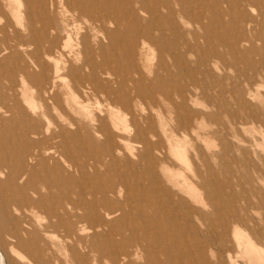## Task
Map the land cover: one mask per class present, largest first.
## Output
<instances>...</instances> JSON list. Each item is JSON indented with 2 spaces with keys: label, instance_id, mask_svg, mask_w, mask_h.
I'll list each match as a JSON object with an SVG mask.
<instances>
[{
  "label": "rangeland",
  "instance_id": "374dc122",
  "mask_svg": "<svg viewBox=\"0 0 264 264\" xmlns=\"http://www.w3.org/2000/svg\"><path fill=\"white\" fill-rule=\"evenodd\" d=\"M163 1L161 13L153 0L127 13L131 20L113 44L123 47L136 30L150 42L153 72H145L144 109L137 105L149 118L148 150L134 136V166L87 168L95 150L82 130L77 189L96 198L102 185L120 182L122 214L130 218L122 233L121 226L108 232L105 252L92 263L116 264L124 241L136 243L135 223L142 220L152 228L143 238L150 256L121 264L164 258L159 245L175 255L168 264H264V0ZM119 55L115 72L128 64ZM120 134L117 143H128L130 136ZM136 208L157 215L150 222ZM13 241L0 222L5 264H31Z\"/></svg>",
  "mask_w": 264,
  "mask_h": 264
},
{
  "label": "bare ground",
  "instance_id": "6f19581e",
  "mask_svg": "<svg viewBox=\"0 0 264 264\" xmlns=\"http://www.w3.org/2000/svg\"><path fill=\"white\" fill-rule=\"evenodd\" d=\"M153 1L161 13L164 1ZM144 2L0 0V222L31 264H94L108 232L121 226L122 233V222L130 219L122 214L120 182L102 185L95 198L96 192L77 189L75 176L84 142L95 150L84 165L92 169L118 168L119 161L134 166V136L148 150L149 118L137 113V105L144 109L145 72H153L150 42L136 30L123 47L113 45L131 20L126 14L146 10ZM122 52L128 64L115 72L112 61ZM120 133L130 136L128 143H117ZM136 209L153 220L154 213ZM144 222L135 223L136 243L124 241L116 264L150 256L143 238L152 228ZM159 246L164 258L148 264L173 262L175 255Z\"/></svg>",
  "mask_w": 264,
  "mask_h": 264
}]
</instances>
